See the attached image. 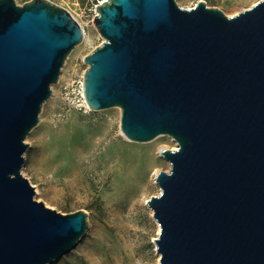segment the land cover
<instances>
[{
    "label": "water",
    "instance_id": "water-1",
    "mask_svg": "<svg viewBox=\"0 0 264 264\" xmlns=\"http://www.w3.org/2000/svg\"><path fill=\"white\" fill-rule=\"evenodd\" d=\"M101 45L83 61L90 110L119 107L120 130L168 135L159 193L158 264H264V0L227 16L204 1L102 0ZM81 28L50 0H0V264H48L72 249L87 213L34 199L25 138Z\"/></svg>",
    "mask_w": 264,
    "mask_h": 264
},
{
    "label": "rangeland",
    "instance_id": "rangeland-1",
    "mask_svg": "<svg viewBox=\"0 0 264 264\" xmlns=\"http://www.w3.org/2000/svg\"><path fill=\"white\" fill-rule=\"evenodd\" d=\"M30 0H15L22 5ZM66 9L81 28V40L69 52L51 94L43 103L37 124L25 138L21 174L34 188V199L67 214L87 213V228L75 246L48 264H158L153 239L159 226L146 205L159 193L153 174L168 171L170 164L159 148L172 149L176 142L158 135L146 142L126 139L120 130V108L90 110L82 106L81 87L87 64L83 58L101 45L94 25L95 6L102 0H50ZM184 8L204 1L232 16L258 0H175ZM151 150L154 165L147 174L139 206L124 197H111L116 178L112 159L137 149Z\"/></svg>",
    "mask_w": 264,
    "mask_h": 264
},
{
    "label": "bare ground",
    "instance_id": "bare-ground-1",
    "mask_svg": "<svg viewBox=\"0 0 264 264\" xmlns=\"http://www.w3.org/2000/svg\"><path fill=\"white\" fill-rule=\"evenodd\" d=\"M175 148L176 146L172 149ZM161 149L159 148L158 152ZM112 160L113 163L109 169L116 178L115 190L118 192L111 198L118 203L125 197L133 207L139 206V196L146 190L147 174L154 165L152 151L140 148L134 152L117 156ZM155 174L156 172L153 174V177H155Z\"/></svg>",
    "mask_w": 264,
    "mask_h": 264
},
{
    "label": "built area",
    "instance_id": "built-area-1",
    "mask_svg": "<svg viewBox=\"0 0 264 264\" xmlns=\"http://www.w3.org/2000/svg\"><path fill=\"white\" fill-rule=\"evenodd\" d=\"M81 89H82V87H81ZM81 98H82V103H81V104H82V106H83L84 108H86V109H87L88 107H87V105H86V103H85V100H84V96H83V90L81 91ZM88 109H89V108H88Z\"/></svg>",
    "mask_w": 264,
    "mask_h": 264
}]
</instances>
